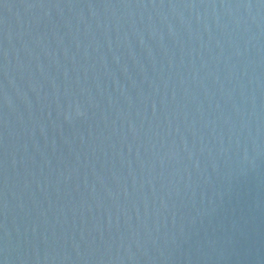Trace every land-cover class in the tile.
Masks as SVG:
<instances>
[{
    "label": "water",
    "instance_id": "95a60500",
    "mask_svg": "<svg viewBox=\"0 0 264 264\" xmlns=\"http://www.w3.org/2000/svg\"><path fill=\"white\" fill-rule=\"evenodd\" d=\"M0 264H264V0H0Z\"/></svg>",
    "mask_w": 264,
    "mask_h": 264
}]
</instances>
